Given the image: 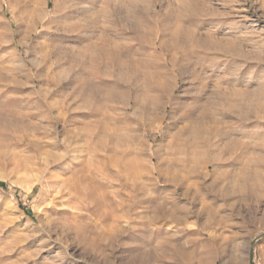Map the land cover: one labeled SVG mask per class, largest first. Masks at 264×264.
I'll use <instances>...</instances> for the list:
<instances>
[{"label": "rangeland", "instance_id": "1", "mask_svg": "<svg viewBox=\"0 0 264 264\" xmlns=\"http://www.w3.org/2000/svg\"><path fill=\"white\" fill-rule=\"evenodd\" d=\"M119 6L121 14L116 13ZM125 8L126 0H0V183L6 186L0 188V264H250L252 243V264H264V237L255 241L264 233V191L257 192L259 197L238 193L249 185L235 181L245 166L264 173V164L242 162L264 161V96L253 105L241 101L230 113L220 105L214 110L221 134L211 143H219L222 168L214 174L209 167L203 181L205 171L191 153L167 155L177 131L170 120L179 127L186 124L181 112L190 101L181 96L188 75L177 77L173 105L161 100L153 110L145 106L150 92L143 90L140 77L130 84L109 79L111 70L98 50L106 40L116 42L131 63L156 54L137 51L133 19ZM195 8L196 17L177 21L188 30L184 34L231 45L244 55L232 63L210 51L191 60L207 78L209 91L216 86L226 91L264 88V0H196ZM41 11L45 17L32 24L15 19ZM154 22L146 19L142 32L147 23L156 30ZM185 58L177 55L183 68ZM117 70L129 77L121 66ZM229 73L231 80L223 81ZM134 94H139L136 101ZM148 112L156 120L135 133L136 117ZM162 117L166 120L158 125ZM98 118L99 141H86L85 130ZM205 126L213 123L205 120ZM119 128L129 130L128 139ZM230 142L238 146L227 152ZM51 155L61 161L52 163ZM210 156L200 150V159ZM174 158L196 175L190 182L199 193L189 189L192 202L165 184V169ZM135 170L144 186L140 189L132 182ZM150 202L183 207L189 212L186 222L147 224L155 214Z\"/></svg>", "mask_w": 264, "mask_h": 264}, {"label": "bare ground", "instance_id": "2", "mask_svg": "<svg viewBox=\"0 0 264 264\" xmlns=\"http://www.w3.org/2000/svg\"><path fill=\"white\" fill-rule=\"evenodd\" d=\"M21 2L25 3L26 0H21ZM176 2L178 3L177 9L174 8L175 7L174 5ZM126 3H127V8H125V12L127 13L128 17L133 19L132 23L134 26V33L136 36L135 39L139 41L138 46L136 47L137 51H146V50L153 51L154 50L156 54L151 56L150 60L143 61V60L137 59V60H133V62L131 63L123 59L122 50H120V47L118 46L116 42H114L112 39L106 40L107 42L106 45L100 47L98 50H102L101 52L104 53L105 58H106V67L108 66L107 68H109V71L111 70V72H109L110 73L109 79H112L113 81H116L117 83L130 84V80H132V78H136L137 80L138 77H140V79L144 81L143 83L144 85L143 87L142 86L141 87L143 88L144 91L149 90L150 92V94L148 93L149 96H147L145 106H147V108L152 109V108L159 106V104H161V100H165L164 104L166 106L168 105L169 102H170L169 105L171 104L173 105L174 100L171 101L170 97L173 94V91L178 84L177 77L183 79L184 78L183 76L185 74L188 75V78L186 80L187 83L182 84L185 86H184V89L182 90L183 96H181L186 101H190L188 105L185 104L187 105V107L184 108V110H182L181 112L183 116L182 118L186 121V124H184L182 127H179L177 123L174 122L175 120H172V119L170 120L172 126L177 128V131L176 132L174 131L175 133L173 134L171 138V142L169 146L171 154L168 153L167 155L169 157L170 156L173 157L172 155L176 151H187L191 153L192 157L198 160L197 161L198 164L202 165V168L205 171L204 174L201 176V179L204 181L205 178L208 176L209 167H211L213 169V173L216 174L222 168L219 162L223 161L221 157L217 155L218 154L217 152H219L218 149L220 147L219 143L217 144L211 143L212 138H216L221 134L220 128L217 124L216 117H215L216 111L214 110L217 108V106L220 105V106H225L227 111L230 113L232 112V110L236 108L237 104L241 101H245L249 105H253V103L257 99L262 98L264 96V88L259 87L258 91L256 90L252 91L249 89H246L244 91L228 89L226 91V90L221 89V87L216 86L214 87L212 91H209L210 86H209V82L207 78H205V76L203 77L201 74L197 72L196 67L193 66V64L191 63V60L196 59L198 55L202 53L209 54L210 51H215L216 53H219L222 56L230 57V59L232 60V63H235L237 60H242L244 55L242 56L241 53H238L237 51L233 50L231 45H228L226 47H221L217 43L214 44L212 42H209L206 38H201V37H196V36H187L186 34H184V33H187L188 30H185V28L179 25L177 21L180 17H183V16L193 18L198 15V11L195 8L196 0H126ZM151 7L154 8V12H150ZM122 8L123 7L121 6L116 8L117 10L116 13L121 14L120 12L123 10ZM11 9L12 11H15L12 7ZM160 9L161 10L163 9L164 11H161ZM24 17H21V16L19 17L18 15H16L15 19L18 22L26 21L27 23L32 24L34 23V20H35L34 18H38L39 20H41L45 17V15H44V12L41 11L36 16L26 14ZM146 19L155 20L156 30H152L151 28L152 25L150 23H147L148 25L146 26V29H145L147 30L146 33L142 32L143 31L142 23ZM46 30L50 31V28L47 27ZM54 31L58 32L59 27L58 28L54 27ZM166 37H169V40H170L167 43H166L167 39L164 41ZM86 49L91 51L93 47L87 46ZM178 54H181L182 56L188 58L187 62H185L186 64H184V65H187V67H184V68L182 67L183 65H181L180 60L177 59ZM165 55L169 57L168 60L164 59ZM187 58H185V60ZM197 62L198 61H195L194 64L197 65ZM119 66H121L122 70L125 69L129 72L128 78H124V75H125L124 71H122V73L117 72L118 71L117 68ZM165 67L168 69L167 71H169V73L165 70L166 69ZM202 68H207V67H202ZM175 70L178 72L177 76L175 75ZM232 76L233 75L230 74L228 79H227V76L223 77V81L227 82L228 80H231ZM134 84L136 83H133L131 86H133ZM136 86L137 85H135V87ZM138 95L139 94H134L135 101ZM139 104L138 106H140ZM177 106L178 105H176V107ZM147 114L148 115L147 116L145 115L144 117H136L137 128L133 129L134 132L135 130L139 132L140 127H143L148 122L156 120L157 117H151V114L149 112ZM62 120H63L62 123L64 125L68 124V120L66 119H62ZM165 120H166V117H162L158 125H161L162 122ZM205 120H208L210 121V123H213V126H211L210 128H206ZM245 120L246 121L248 120L247 117H245ZM101 126H102L101 120L99 118L96 119L93 122V125L89 129L85 130V133H86L85 135L87 139L86 141H89V142L99 141L100 138L96 133ZM103 129L106 132V128L104 126H103ZM119 129L120 130L122 129L121 130L122 136L125 134V132L129 131L127 128H119ZM81 134L84 135L83 133ZM225 135H226V138L231 139L228 136V134H225ZM25 136L26 138L28 137L27 135ZM125 136L127 137V135H124V137ZM76 138L78 137L76 136ZM76 141H78V139ZM237 146L238 144L234 142H230L225 145V149L227 152H230L236 149ZM201 149H203L204 151H210L211 156L207 158L206 160L200 159L199 154H200ZM182 154L183 153H181V155ZM50 157L52 158V161H51L52 163H57L61 161V157L52 156V155ZM242 162H244L245 165L253 164L255 167L257 165L264 164V161L258 162L257 160L255 161L250 158L249 159L246 158V160ZM150 163L151 162H149V164ZM168 163L170 167H167L165 169L167 173L166 175H168V179L165 180V184L171 185L175 189L177 188L179 190H182V198L184 200H189L192 202L193 199L195 198L191 196L189 189L194 188L195 193L196 194L199 193L197 189V184L195 182H190V178L196 177L195 173H191L190 170L188 169L189 167L188 164L179 159H175V158L170 159ZM134 167H136V165H133V169ZM246 167L247 166H245V168ZM245 168L240 177H238L237 179L235 178L233 179H235V181H237L239 185L243 183L244 185L248 184L249 187L247 188H244V186L239 187L238 193H242V192L244 193L246 191L251 196L259 197L257 192L264 191V183L262 179L264 173L263 174L258 173L254 170L251 171ZM180 171L183 172V175H180ZM223 174L225 173L223 172L221 175ZM131 178H132V182L134 183V185H137L139 189L144 187L143 184L140 182V176L138 172H136V170L134 172V175H132ZM210 187L211 185L205 186V188L209 189V191H212L213 189H211ZM152 188L154 187L152 186ZM223 190L225 191V189ZM26 191L28 192L29 189L26 188ZM236 192H237V189H236ZM229 195L230 194L226 192L223 194L224 197H227ZM152 198L155 199V197L151 193L150 199ZM130 201L133 202L132 200ZM139 202H141V200H135L134 203H139ZM150 204L153 207V211L155 212V214L154 216L146 219L147 224L154 223L158 220L159 221L164 220L166 222L173 221L178 224L186 222V219L188 217L187 213L189 212L183 207H179L178 205H175L173 208L167 209L163 204L162 205L154 204L155 206L153 205V202H150ZM211 214L213 213L211 212ZM210 217H212V215Z\"/></svg>", "mask_w": 264, "mask_h": 264}, {"label": "water", "instance_id": "3", "mask_svg": "<svg viewBox=\"0 0 264 264\" xmlns=\"http://www.w3.org/2000/svg\"><path fill=\"white\" fill-rule=\"evenodd\" d=\"M262 237H264V233L263 234H261L255 241H257V240H259V239H261ZM253 246H254V243H252V245H251V249H250V259H249V261H250V264H252V248H253Z\"/></svg>", "mask_w": 264, "mask_h": 264}, {"label": "trees", "instance_id": "4", "mask_svg": "<svg viewBox=\"0 0 264 264\" xmlns=\"http://www.w3.org/2000/svg\"><path fill=\"white\" fill-rule=\"evenodd\" d=\"M0 188H6V186L0 183Z\"/></svg>", "mask_w": 264, "mask_h": 264}]
</instances>
